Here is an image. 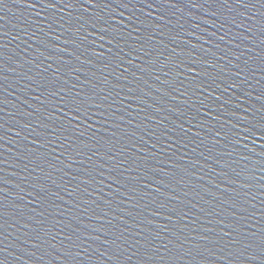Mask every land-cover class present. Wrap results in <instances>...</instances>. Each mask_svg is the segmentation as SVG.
Wrapping results in <instances>:
<instances>
[{"label": "water", "instance_id": "1", "mask_svg": "<svg viewBox=\"0 0 264 264\" xmlns=\"http://www.w3.org/2000/svg\"><path fill=\"white\" fill-rule=\"evenodd\" d=\"M0 264H264V0H0Z\"/></svg>", "mask_w": 264, "mask_h": 264}, {"label": "snow or ice", "instance_id": "2", "mask_svg": "<svg viewBox=\"0 0 264 264\" xmlns=\"http://www.w3.org/2000/svg\"><path fill=\"white\" fill-rule=\"evenodd\" d=\"M242 2H243V0H238V3H242ZM48 6L49 7H55L56 5L55 4H52V3H49ZM245 6H252V5H245Z\"/></svg>", "mask_w": 264, "mask_h": 264}]
</instances>
